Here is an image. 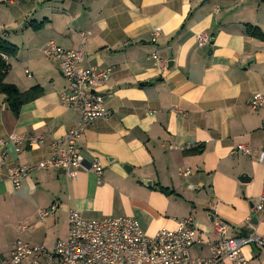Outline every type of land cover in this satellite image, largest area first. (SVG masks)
<instances>
[{
  "label": "crops",
  "instance_id": "0c3cea01",
  "mask_svg": "<svg viewBox=\"0 0 264 264\" xmlns=\"http://www.w3.org/2000/svg\"><path fill=\"white\" fill-rule=\"evenodd\" d=\"M33 23L43 26L34 31ZM248 27L264 34V0H0V36L18 48L16 58L6 59V82L21 92L43 90L19 117L0 94V138H44L20 154L7 146L10 165L46 159L79 122L62 104L67 82L58 64L44 58L47 43L84 46V66L113 69L101 89L112 117L77 140L85 168L76 180L62 170L34 171L15 190L0 170V202L12 200L18 224L27 227L19 232L14 225L12 238L0 244V260L19 238L51 249L67 236L72 210L86 220L133 218L147 236L174 231L188 217L205 241L218 240L216 222L231 237L264 235V219L253 212L264 185V110L249 105L264 94V40L249 36ZM155 28L161 35L153 43ZM200 34L210 37L204 47ZM11 59L26 63L31 77L16 78ZM237 145L251 154L235 153ZM94 160L103 167L100 178L88 170ZM54 204L57 211L39 220ZM62 221L63 233L48 243L49 228ZM192 254L210 252L196 244ZM242 255L244 264H264V250L249 246Z\"/></svg>",
  "mask_w": 264,
  "mask_h": 264
},
{
  "label": "built area",
  "instance_id": "2783aa9c",
  "mask_svg": "<svg viewBox=\"0 0 264 264\" xmlns=\"http://www.w3.org/2000/svg\"><path fill=\"white\" fill-rule=\"evenodd\" d=\"M160 35V29L155 28L152 42H156ZM198 43L200 47H204L210 43V37L200 34ZM43 55L45 59L58 64L60 73L67 82V87L61 94L62 104L79 114V122L62 142L52 145L49 157L32 165H10L6 148L12 146L15 153L20 154L26 146L43 143L42 136L12 134L0 138V170H7V179L15 190L20 189L24 179L34 171L62 170L76 180L79 171L85 168V160L77 140L95 122L112 117L101 93L113 74L112 68L84 66V46L66 49L55 42H49L43 49ZM152 58L158 68H166V63L158 54H154ZM25 73L31 77L29 71ZM249 105L253 110H264V94H254ZM234 152L247 156L251 154L250 148L245 145H237ZM259 161L264 162V149ZM88 170L98 178L103 174V167L97 160L89 164ZM188 174L190 172L185 173ZM58 208L54 204L40 211L39 220L48 218ZM253 212L262 215L264 219V185ZM67 222V236L56 241L51 249L19 238L10 254L0 260V264H226L227 260L232 264H244L242 250L245 247L264 250V235L250 232L242 237H231L228 235V226L223 222L215 224L218 240L211 242L198 239L193 217L181 220L174 231L162 229L154 236L144 234L138 221L129 217L86 220L81 213L72 210ZM26 228L20 224L18 231L22 232ZM196 244L207 246L210 255L194 257L192 248Z\"/></svg>",
  "mask_w": 264,
  "mask_h": 264
},
{
  "label": "trees",
  "instance_id": "16d2710c",
  "mask_svg": "<svg viewBox=\"0 0 264 264\" xmlns=\"http://www.w3.org/2000/svg\"><path fill=\"white\" fill-rule=\"evenodd\" d=\"M42 24L33 23L31 25L34 31H39ZM247 34L251 37L264 40V34L257 28L248 27ZM18 55V48L0 36V94L5 97L8 108L15 115L19 117L21 109L24 105L34 102L43 95V90L39 86L34 87L28 91L21 92L17 86L6 82V78L11 70V66L7 63V58H16ZM159 190L165 195H173L174 191L160 187Z\"/></svg>",
  "mask_w": 264,
  "mask_h": 264
},
{
  "label": "rangeland",
  "instance_id": "374dc122",
  "mask_svg": "<svg viewBox=\"0 0 264 264\" xmlns=\"http://www.w3.org/2000/svg\"><path fill=\"white\" fill-rule=\"evenodd\" d=\"M10 62L13 64L14 76L16 78H27L25 75V70L27 69L26 63L15 61L14 59H11ZM17 211V207L12 200L7 203L0 202V244L3 246L6 244V241L8 242L12 238L14 225L20 222ZM64 225L66 226L63 221L52 224V228L48 230V243H53L56 236H60L63 233Z\"/></svg>",
  "mask_w": 264,
  "mask_h": 264
},
{
  "label": "water",
  "instance_id": "95a60500",
  "mask_svg": "<svg viewBox=\"0 0 264 264\" xmlns=\"http://www.w3.org/2000/svg\"><path fill=\"white\" fill-rule=\"evenodd\" d=\"M245 178H246V176H242V177L240 178V181H243ZM150 185H151V184H150Z\"/></svg>",
  "mask_w": 264,
  "mask_h": 264
}]
</instances>
